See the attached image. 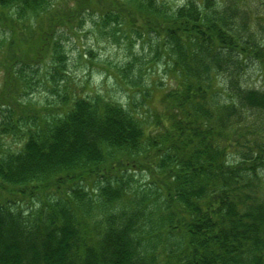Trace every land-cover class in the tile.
<instances>
[{"label": "trees", "instance_id": "obj_1", "mask_svg": "<svg viewBox=\"0 0 264 264\" xmlns=\"http://www.w3.org/2000/svg\"><path fill=\"white\" fill-rule=\"evenodd\" d=\"M93 1L51 14L33 40ZM244 3L111 0L103 24L154 32L170 60L172 86L157 102L141 93L150 121L99 93L56 92L64 55L56 102L24 112L27 59L0 62V264H264V86L247 84L264 64L247 21L264 3ZM52 6L0 0V26L25 29ZM136 172L147 181L133 188Z\"/></svg>", "mask_w": 264, "mask_h": 264}, {"label": "rangeland", "instance_id": "obj_2", "mask_svg": "<svg viewBox=\"0 0 264 264\" xmlns=\"http://www.w3.org/2000/svg\"><path fill=\"white\" fill-rule=\"evenodd\" d=\"M159 1L170 7L181 5L184 2V0ZM73 2L74 0H53L51 8L39 13L38 21L30 18L29 23L25 22V29L21 25L10 28L8 25L0 26V62L7 61L6 64H10L9 59L13 55L20 60L21 58L27 59L23 61L28 62L29 69L24 67V73L31 75L33 84L28 87L25 79L21 80V88L28 93L27 100L21 101L26 105L24 112H32L35 115L34 109L38 111L41 109L39 107H45L46 101L48 104H54L58 96L53 93V87L58 86L56 92L61 91L63 94L73 92V96H90L99 93L150 121L151 113L146 106L148 97H142L141 93L154 94L152 100L157 102L160 93L172 86L170 60L165 56L160 37L154 32L148 33L141 30L138 32L137 26L117 25L111 21L103 24L101 17L103 12L111 9L108 5L111 0H94L87 10H81L79 14L75 13L77 10L72 11L76 16L58 19L52 25L48 36L46 34V37H41V41L38 42L33 40L35 33L49 27L50 23L47 25V22L51 14L57 11L65 13L68 11L66 9L72 7ZM256 2L264 3V0H246L243 5L253 7ZM260 11L262 12L256 16L251 15L247 24L249 31L254 34L259 43L264 44V9ZM27 26L29 30H26ZM29 45H35L38 54L34 56L33 51L28 50L27 58H24ZM58 55H64L66 70L63 75H60L63 77L62 81L58 80L59 83L53 86L49 80L55 73V58ZM262 62L264 63V59ZM18 63H15L17 67L21 65ZM253 65L254 63L251 68H254ZM255 68L259 69L257 71L248 70L247 84L249 87L258 88L264 86V64L257 65ZM5 74L6 72L0 68V87L2 88L4 87L2 76ZM132 79L138 85L136 89L129 87L128 81ZM154 107L159 108L157 104ZM3 117V115L0 116V123ZM149 123L146 122L147 125ZM13 138L9 135L2 136V141L6 146L10 145V148L19 147V143L15 145L11 143ZM134 179L136 183L132 182L133 188L144 184L147 181V175L136 172ZM24 202L32 203L33 201L25 199Z\"/></svg>", "mask_w": 264, "mask_h": 264}]
</instances>
